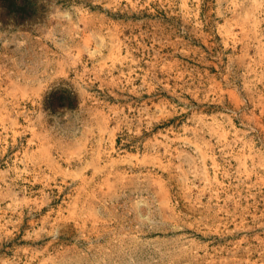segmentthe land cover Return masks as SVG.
I'll list each match as a JSON object with an SVG mask.
<instances>
[{"label":"rangeland","instance_id":"374dc122","mask_svg":"<svg viewBox=\"0 0 264 264\" xmlns=\"http://www.w3.org/2000/svg\"><path fill=\"white\" fill-rule=\"evenodd\" d=\"M0 264H264V0H0Z\"/></svg>","mask_w":264,"mask_h":264},{"label":"clouds","instance_id":"9594fccd","mask_svg":"<svg viewBox=\"0 0 264 264\" xmlns=\"http://www.w3.org/2000/svg\"><path fill=\"white\" fill-rule=\"evenodd\" d=\"M144 205L137 203L134 207L136 218L141 223H151V213L141 210Z\"/></svg>","mask_w":264,"mask_h":264}]
</instances>
